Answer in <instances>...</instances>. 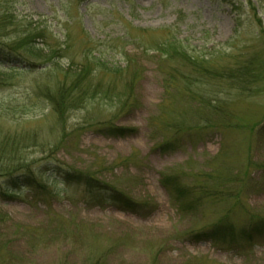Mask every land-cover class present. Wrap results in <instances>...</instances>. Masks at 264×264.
<instances>
[{"label":"rangeland","instance_id":"1","mask_svg":"<svg viewBox=\"0 0 264 264\" xmlns=\"http://www.w3.org/2000/svg\"><path fill=\"white\" fill-rule=\"evenodd\" d=\"M1 6L50 58L0 61V167L46 189L0 173V264H264V0Z\"/></svg>","mask_w":264,"mask_h":264},{"label":"trees","instance_id":"2","mask_svg":"<svg viewBox=\"0 0 264 264\" xmlns=\"http://www.w3.org/2000/svg\"><path fill=\"white\" fill-rule=\"evenodd\" d=\"M0 2L3 3V0H0ZM6 10L7 9L5 7L3 6L0 7V38L9 37L10 35L16 32L14 31L13 33L9 34L10 29L17 28V25L13 23L14 20L11 19V17L8 15ZM24 27H23L24 29L20 31V35H15L20 39L17 38L15 41L10 42V44L9 43L4 44L0 40V61L8 62V60H11V57L13 56L16 57V60H21V61L24 60L28 61L29 59L47 60V58H50V55H44L43 48L40 49L34 44L35 37H33L34 34L32 33L33 30L31 29V26L29 27L24 26ZM158 50L161 53V55L167 58L168 60H172V58H175L174 56H177L178 58L181 59L182 62L191 66L194 74H198V73L200 74L206 72L204 71L205 70L204 66L206 61H204V59L201 56L199 57V56L189 55L185 49V46L182 45L181 41L176 42L175 40L172 39L168 40L167 38H165L163 41H161L160 45L158 44ZM50 51L52 52V54H55L56 49H51ZM51 58L53 59L54 57ZM184 79L187 85L192 84V82L189 83V79L187 76H185ZM51 102H53L52 105L54 106L55 109L59 108L57 101H51ZM22 169H23L22 167H14V168L2 170V168L0 167V173L6 171V174L9 176V182H10V185L8 186L10 187L13 186L12 188H17L18 186L16 184H18L19 179L15 178L14 176L17 175ZM21 173L23 174L24 179L26 180L27 187L34 189L37 188L39 190H44V191L46 190L45 187L42 186L40 183H38L30 173L20 172V174ZM65 180L68 183L74 182V183L83 184L88 194L94 195V197L96 198L101 195L100 189H102L101 187L103 185L98 183V181L94 180L93 178L88 177L87 175H78V174L72 175L70 172H66ZM175 191H176L175 197L177 198V202H181L185 197V195L187 194L186 188L177 185ZM123 200L124 202L131 204V202L126 200L125 198ZM189 204H190L189 202H186L185 205H183L184 208L188 207ZM218 229L219 228L216 227L209 234L211 236H214V234L216 233V231H218Z\"/></svg>","mask_w":264,"mask_h":264}]
</instances>
